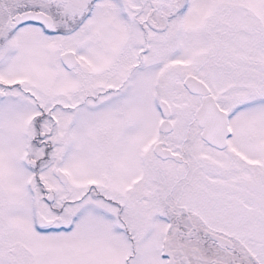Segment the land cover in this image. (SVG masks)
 Masks as SVG:
<instances>
[{
  "label": "snow or ice",
  "instance_id": "obj_1",
  "mask_svg": "<svg viewBox=\"0 0 264 264\" xmlns=\"http://www.w3.org/2000/svg\"><path fill=\"white\" fill-rule=\"evenodd\" d=\"M0 264H264V0H0Z\"/></svg>",
  "mask_w": 264,
  "mask_h": 264
}]
</instances>
